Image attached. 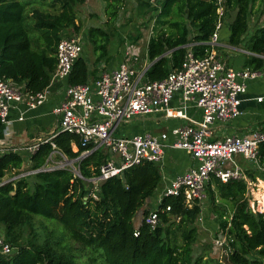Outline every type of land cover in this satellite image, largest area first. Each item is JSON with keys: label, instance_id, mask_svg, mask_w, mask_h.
Segmentation results:
<instances>
[{"label": "trees", "instance_id": "obj_1", "mask_svg": "<svg viewBox=\"0 0 264 264\" xmlns=\"http://www.w3.org/2000/svg\"><path fill=\"white\" fill-rule=\"evenodd\" d=\"M86 1L0 0V81L11 80L26 93L46 89L56 69L57 44L70 36V29L79 33L76 7ZM103 1L107 9L123 2ZM221 5V22L234 13L228 25V44L240 46L245 41V48L254 54L247 58L245 67L261 71L264 24L255 26L247 39L245 36L250 17L264 10V0H222ZM218 7L217 0H163L155 16V34L146 47V57L152 65L144 81L162 80L171 70L179 69L190 43H194L196 56L209 52L211 46L207 43L216 28ZM115 10L109 15L111 19L117 14ZM111 35L109 30L93 27L85 34L83 39L97 56L94 64L104 55ZM167 52L170 53L165 56ZM91 73L81 54L66 85L89 84L94 77ZM3 130L0 122V140L4 138ZM54 150L72 160L83 149L75 135L59 133L30 156L15 152L0 155V232L16 248L10 256L0 254V264H222L210 258L207 250L194 253L200 239L195 225L199 207L188 209L181 198L164 200L163 205L170 206L171 211L159 213L154 230L141 222L142 215L147 214L145 210L139 224H133L134 216L160 183L157 164L144 162L126 169L119 177L94 185L88 180L109 158L96 151L77 163L83 179L69 169H59L1 184L8 173L19 174L24 165L29 164L28 169L41 167ZM258 153L259 163L264 166V143ZM248 175L264 181L262 172ZM207 193L205 222L213 221L214 236L220 234L231 240L228 264H264V212L251 210L246 181L224 184L211 178ZM33 216L57 222L62 231L54 236V231L47 232L44 227V239H39L38 233H27Z\"/></svg>", "mask_w": 264, "mask_h": 264}, {"label": "built area", "instance_id": "obj_2", "mask_svg": "<svg viewBox=\"0 0 264 264\" xmlns=\"http://www.w3.org/2000/svg\"><path fill=\"white\" fill-rule=\"evenodd\" d=\"M217 3L218 21L207 43L211 47L216 43L223 15L222 0H217ZM82 52L80 37H63L56 47L57 63L51 81H65ZM139 63L138 56L126 52L115 70L102 72L92 83L67 85L64 99L53 109L58 117L57 127L48 139L18 147L12 146L8 141H1L0 155L15 152L30 156L41 144L59 133H68L78 138L79 146L83 149L77 158L69 159L70 161L54 150L41 167L28 169V164L19 174L12 175L1 184L59 169H69L75 177L83 179L77 163L96 151H102L109 158L99 165L97 174L88 180L94 185L119 177L126 169L144 162L158 165L162 161L164 147L168 146L166 133L157 136L143 133L118 137L115 132L122 123H129L138 117L163 114L167 119L185 122L170 131L173 141L169 146L183 150L196 164L164 187L155 197L154 208L143 215L141 222L154 230L159 223V213L171 211L170 206L163 204L166 198L172 197L181 198L188 209L195 205L199 207L195 225L204 229L207 218V186L211 178L224 184L229 181H246L242 169L234 161L235 155L241 156L248 167L264 173L258 153L260 144L264 143V131L243 136H224L222 139H215L214 136L215 123H226L242 114L240 104L241 97L246 92L245 81L255 79L261 73L249 69L233 70L222 63L213 50L201 57L188 52L179 69L171 70L164 79L157 81H144L148 65L143 64L138 68ZM47 89L48 87L41 92L26 93L11 80L0 81V122L4 127V136L8 135V115L13 105L24 104L28 110L36 109L47 100ZM175 94L180 96L181 104L171 107L170 101ZM255 100L264 103V95ZM192 103L201 110L202 117L199 121L187 114ZM75 148L77 151V147ZM55 157H60L61 160L56 162ZM246 183L248 188L251 182ZM92 196L95 197L93 194ZM250 208L253 212H264L263 205L255 208L253 204ZM137 235L138 232L135 231L134 236ZM230 242L220 234L212 237L213 250L219 254L220 259L225 255L228 260L231 253ZM15 250L0 232V254L10 256Z\"/></svg>", "mask_w": 264, "mask_h": 264}, {"label": "crops", "instance_id": "obj_3", "mask_svg": "<svg viewBox=\"0 0 264 264\" xmlns=\"http://www.w3.org/2000/svg\"><path fill=\"white\" fill-rule=\"evenodd\" d=\"M160 1L162 0H132V4L135 5L136 12L140 14L137 16H143L145 11H150V13L156 11L157 15L162 4L157 10L155 9V6H157V2ZM122 5H125L124 0L120 6ZM233 17L229 21L226 20L221 22L216 43L213 44L211 50H213V53H215L218 59L227 67L236 71H243L246 69L248 70V68L245 67V62L248 57L253 56L254 54L245 48V41L240 46H232L228 44V25L230 22H232ZM154 27L155 17L152 33L147 37V39H145L142 51L136 45V42L140 40H137L139 37L132 39V41L129 40L126 42L121 53L116 54L113 47L111 49L106 48L101 60L96 64L93 62L91 64L92 66H90V72H92L91 74L94 75L95 79H97L96 77H98L102 72H111L115 70L123 60L126 52L130 55L138 56V59L140 60L138 68H140L143 64H147L148 70L152 63L149 62L146 57V47L151 36L155 34ZM84 36L85 35H83V38ZM248 36L249 35L245 36V38L247 39ZM83 38L82 55L84 57L87 52V44ZM193 45L194 43L186 45L187 49L185 56L188 52H192L195 55L192 49ZM169 53L170 52H167L165 56L169 55ZM93 55L94 57H97L94 53ZM259 72L261 73L259 77L245 81L246 92L241 97L242 101L240 104V111L242 114L226 123H215V139H222L224 136L230 135L243 136L253 132L264 131V103H258L255 100L256 97L264 95V68ZM94 77L90 80V83L95 80ZM66 86V81L64 80H52L47 89V100L36 109L28 110L24 104H14V107L10 109L8 115V120L10 121L8 125V135L4 136L0 142L3 140L8 141L12 146L18 147L25 144L34 143L38 140L48 139L57 127L58 117L53 113V109L57 107L64 99ZM180 104V96L175 94L170 101V106L178 107ZM187 114L189 117L197 121L201 120L202 117L201 110L195 107L193 103L189 105ZM19 118H22V120H19ZM183 124H185V122L182 120L167 119L163 116V114H156L138 117L129 123H122L115 132V135L118 137H129L143 133H151L156 136L162 133H166L168 135V146L164 147L162 161L158 164L161 180L156 192L154 193L153 200H148L147 203L149 206L148 204L144 206V210L147 212L154 208L155 197L164 189V187L170 183V181L180 175H183L196 164L195 161L191 159L183 150L175 149L169 146V144H171L173 141L170 131L173 128ZM233 158L238 166L242 169L247 182L263 183V181L258 179V177L253 180L251 176L248 175V173L255 175L258 170L248 167V164L239 155H235ZM23 167H25V165ZM261 196L264 198L263 191ZM214 228V223L207 221L205 222V227L203 230L211 234Z\"/></svg>", "mask_w": 264, "mask_h": 264}, {"label": "rangeland", "instance_id": "obj_4", "mask_svg": "<svg viewBox=\"0 0 264 264\" xmlns=\"http://www.w3.org/2000/svg\"><path fill=\"white\" fill-rule=\"evenodd\" d=\"M125 5L123 6H112L109 5L107 9V3L103 0H87L84 4L78 5L76 7V15H77V22L80 26L79 33H74L72 29L68 31L70 36H77L82 37L85 35L90 27L93 28H100L102 30H109L111 31V37L109 38L107 48L111 49L112 47L115 49V53H121L123 50V46L126 42L129 40L132 41V39L137 38L136 45L141 49L144 46V41L147 39V37L152 33V27L154 23V17L156 16V11L151 12L145 11L143 16H137L140 15L136 12L135 5L132 4V0H124ZM163 0L160 2H157V6H155V9H159L160 5L162 4ZM258 4H256L255 10H257ZM115 8H117V14L113 15V18L111 19L109 15L112 16L113 12H116ZM121 9V10H120ZM152 14V15H151ZM234 13L230 15L229 18L226 20L229 21L233 17ZM111 19V23H109ZM109 24V25H108ZM264 24V10L255 11L253 13V16L249 19V28L248 32L246 34H251V31L255 28V26L263 25ZM81 38V39H82ZM86 41V49L87 52L84 55V58L88 61L89 70H91L92 66L91 64L94 62L95 57L93 55L92 47L88 44ZM73 150L76 151L75 146L73 147ZM56 162H59L61 160L60 157L54 158ZM68 161H70L68 159ZM22 171V170H21ZM26 171V169L24 170ZM11 174L8 173L3 180H8L11 178ZM28 183H30L29 187L31 188L32 184V178L28 179ZM264 188V181L263 183L260 182H251L248 187V199L249 205L252 206L253 204L256 206H260V202L262 200V187ZM154 197V194L152 197H150L148 200L152 201ZM259 201V202H258ZM146 203L145 205H147ZM149 206V204H148ZM262 206V205H261ZM145 209L143 206L134 216L133 218V224L138 225L142 211ZM143 216V215H142ZM34 219L32 220V226H28L26 228V232L32 234L33 232L38 233L40 236L39 239H44V227L46 228V231H54L53 235L58 236L60 234L59 231H62V226L58 224L55 221L47 220L39 216H33ZM212 218V216H211ZM213 222V221H212ZM34 229V230H33ZM198 236L200 239L197 240L196 244L194 245V253L198 254L205 250L207 252L209 251V257L214 259V261H220L222 264H228V260H226L225 255L222 259H220L216 252H214L212 247V237L214 236V232L211 234L205 232L202 228H198ZM179 242L181 240L179 239ZM72 245H75L74 243H71Z\"/></svg>", "mask_w": 264, "mask_h": 264}, {"label": "bare ground", "instance_id": "obj_5", "mask_svg": "<svg viewBox=\"0 0 264 264\" xmlns=\"http://www.w3.org/2000/svg\"><path fill=\"white\" fill-rule=\"evenodd\" d=\"M261 187H262V186H261ZM262 189H263L262 191H263V193H264V188L262 187ZM262 200H264V198H262ZM260 203H261V205H263V206H264V203H263V201H262V202H260ZM260 203H259V204H260Z\"/></svg>", "mask_w": 264, "mask_h": 264}]
</instances>
